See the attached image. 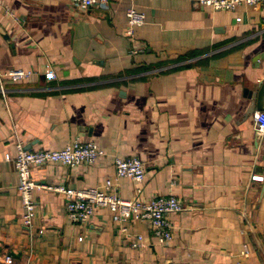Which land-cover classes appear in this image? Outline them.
<instances>
[{
  "label": "crops",
  "instance_id": "crops-1",
  "mask_svg": "<svg viewBox=\"0 0 264 264\" xmlns=\"http://www.w3.org/2000/svg\"><path fill=\"white\" fill-rule=\"evenodd\" d=\"M130 7L145 15L133 35ZM263 18L259 6L214 11L198 0H114L86 11L69 0H0V75L34 74L0 92V264H264V181L251 180L264 174V133L252 120L264 112V58L255 60ZM48 69L55 79L44 78ZM75 139L104 155L94 165L33 167L35 215L25 226L4 156L17 143L57 150ZM115 157L139 158L144 181H115ZM105 179L125 200L174 195L182 210L167 216L172 241L160 244L143 221L124 236L102 207L73 224L65 196L45 188ZM134 235L141 246L131 249Z\"/></svg>",
  "mask_w": 264,
  "mask_h": 264
},
{
  "label": "built area",
  "instance_id": "built-area-1",
  "mask_svg": "<svg viewBox=\"0 0 264 264\" xmlns=\"http://www.w3.org/2000/svg\"><path fill=\"white\" fill-rule=\"evenodd\" d=\"M77 9L86 11L91 7L99 6L107 9L109 3L114 0H69ZM198 3L214 11L232 12L238 6H259L264 9V0H198ZM127 21V33L133 35L135 28L145 23V15L130 7L125 12ZM239 21V19H237ZM264 23V18H263ZM33 72L22 69L9 70L0 75V92L4 96V81L12 83L29 80ZM46 80L55 79V73L48 69L44 73ZM256 132L264 133V112H255L252 117ZM104 152L93 141L82 142L75 139L66 143L57 150H28L22 143H17L12 155L6 154L4 161L12 164L17 176L16 191L18 193L22 209V223L30 227L35 215L34 191L38 188L32 178V168L36 166L59 164L69 168L81 165H94ZM145 177L144 163L137 157L114 159L115 181L128 179L135 183H142ZM252 181L263 182V175H253ZM49 191L61 193L66 198L65 215L73 224H86L98 207L106 208L111 221L117 225L119 233L127 234V225L131 221L146 222L151 235L162 245H168L173 239V225L167 216L182 210V204L174 195L156 196L148 201L138 199L125 200L114 192V183L110 179L95 187L85 189H71L66 187H45ZM135 192L139 194L140 189ZM79 241L82 238L78 239ZM142 237L132 236L131 249L141 246ZM249 250L244 245L243 256L248 257ZM7 264L12 263L11 257H6Z\"/></svg>",
  "mask_w": 264,
  "mask_h": 264
},
{
  "label": "water",
  "instance_id": "water-1",
  "mask_svg": "<svg viewBox=\"0 0 264 264\" xmlns=\"http://www.w3.org/2000/svg\"><path fill=\"white\" fill-rule=\"evenodd\" d=\"M264 58V54H260L258 56L255 57V60L258 61L259 59H263ZM264 96V81L262 82L259 90H258V102H257V110H262L263 107L261 105V101H262V98Z\"/></svg>",
  "mask_w": 264,
  "mask_h": 264
}]
</instances>
